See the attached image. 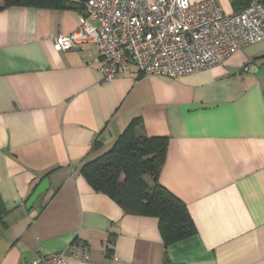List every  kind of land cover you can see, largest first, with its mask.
Instances as JSON below:
<instances>
[{
	"label": "crops",
	"instance_id": "0c3cea01",
	"mask_svg": "<svg viewBox=\"0 0 264 264\" xmlns=\"http://www.w3.org/2000/svg\"><path fill=\"white\" fill-rule=\"evenodd\" d=\"M68 2L0 9V264L73 242L89 258L67 264H264V40L192 75L131 65L102 81L92 44L53 50L55 36L79 26ZM216 2L233 13L229 0ZM131 123L167 139L158 181L194 226L166 247L156 218L126 214L79 172Z\"/></svg>",
	"mask_w": 264,
	"mask_h": 264
},
{
	"label": "built area",
	"instance_id": "2783aa9c",
	"mask_svg": "<svg viewBox=\"0 0 264 264\" xmlns=\"http://www.w3.org/2000/svg\"><path fill=\"white\" fill-rule=\"evenodd\" d=\"M84 6L78 28L53 38L55 52L81 51L92 44L98 73L111 81L131 65L138 73L172 79L220 65L237 50L264 40L263 0L227 14L216 0H71ZM247 67L245 68V70ZM87 247L71 243L62 251L25 264L85 262Z\"/></svg>",
	"mask_w": 264,
	"mask_h": 264
},
{
	"label": "trees",
	"instance_id": "16d2710c",
	"mask_svg": "<svg viewBox=\"0 0 264 264\" xmlns=\"http://www.w3.org/2000/svg\"><path fill=\"white\" fill-rule=\"evenodd\" d=\"M229 1L233 13H240L253 0ZM67 3L68 0H0V9L24 6L59 10L68 8ZM75 4L83 13L84 6ZM136 128L129 124L110 149L84 163L79 172L94 192L107 195L126 214L156 218L166 247L191 236L194 226L185 205L158 181L167 139L147 137Z\"/></svg>",
	"mask_w": 264,
	"mask_h": 264
},
{
	"label": "water",
	"instance_id": "95a60500",
	"mask_svg": "<svg viewBox=\"0 0 264 264\" xmlns=\"http://www.w3.org/2000/svg\"><path fill=\"white\" fill-rule=\"evenodd\" d=\"M46 188L47 181L44 180L31 195L30 199L28 200L27 206L31 205L36 200V198L45 191Z\"/></svg>",
	"mask_w": 264,
	"mask_h": 264
}]
</instances>
